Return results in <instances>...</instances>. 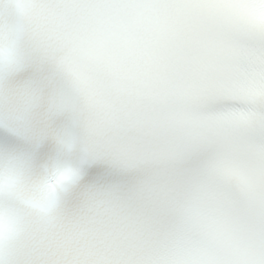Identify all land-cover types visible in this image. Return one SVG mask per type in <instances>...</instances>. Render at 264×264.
<instances>
[{"label":"snow or ice","instance_id":"snow-or-ice-1","mask_svg":"<svg viewBox=\"0 0 264 264\" xmlns=\"http://www.w3.org/2000/svg\"><path fill=\"white\" fill-rule=\"evenodd\" d=\"M0 264H264V0H0Z\"/></svg>","mask_w":264,"mask_h":264}]
</instances>
